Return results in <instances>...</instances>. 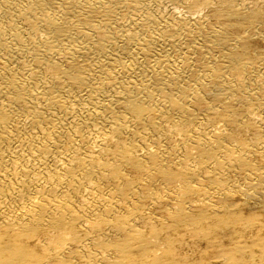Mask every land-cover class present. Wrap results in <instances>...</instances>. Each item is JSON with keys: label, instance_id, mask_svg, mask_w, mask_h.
Instances as JSON below:
<instances>
[{"label": "bare ground", "instance_id": "6f19581e", "mask_svg": "<svg viewBox=\"0 0 264 264\" xmlns=\"http://www.w3.org/2000/svg\"><path fill=\"white\" fill-rule=\"evenodd\" d=\"M0 264H264V0H0Z\"/></svg>", "mask_w": 264, "mask_h": 264}]
</instances>
